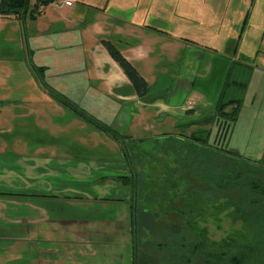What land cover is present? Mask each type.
Wrapping results in <instances>:
<instances>
[{
	"label": "crops",
	"instance_id": "0c3cea01",
	"mask_svg": "<svg viewBox=\"0 0 264 264\" xmlns=\"http://www.w3.org/2000/svg\"><path fill=\"white\" fill-rule=\"evenodd\" d=\"M37 1L34 0V4ZM100 1L55 0L44 7L35 19L0 14V264H84V260L85 264H89L87 258L97 257L98 254L89 256L83 244L90 241L97 243L96 240L100 239L97 227L91 220L73 218L57 206L51 208L50 201L56 197L67 202L98 201L100 197L96 193L92 195L97 192L95 187H116L124 181L122 176L135 175L136 168L128 162V152H123L124 161L122 158L114 160L111 156L112 149L120 152L125 148V140L106 133L98 125L101 123L117 130L121 116L117 117L114 113L110 118L113 125L105 124L101 119L102 110L92 108L88 111L90 115L84 111L88 108L78 105L80 98L89 93L113 97L124 103L132 128H147L148 123L139 122L140 116L133 117L132 109L136 112V105L147 108L153 103L151 99L150 103L145 101L149 91L145 98L138 95L103 40L97 37L102 32L99 24L95 26L97 32L82 21L88 17L89 7L104 12ZM177 1L180 14L189 12L200 16L206 13L203 9H196L199 0ZM114 2L109 15L122 20L124 26L108 33L112 35V40H121L123 35L148 44L149 36L160 37L161 30L167 32V26L163 29L150 20L149 10L143 6L138 8V0ZM110 3L111 0L105 6H110ZM263 6L264 1L250 27L239 24L241 13L232 8L227 15L230 28L223 30L216 26L210 29L211 40L201 43L208 44L211 49L221 47L227 58L251 65L252 78L245 99L259 91L258 103H264ZM81 10L86 13L81 14ZM215 17L219 18L216 22L223 20V16ZM178 32L189 33L185 25ZM222 32L225 42L221 44L218 34ZM72 40L82 49L81 56H69L60 51L74 46ZM121 51L134 65L141 57L149 55L141 46L138 49L129 46ZM141 75L151 89L152 77L146 72ZM57 94L67 98L83 115L62 104ZM252 101L244 104L253 105ZM173 108L179 115L186 111L183 106ZM182 117L185 122V116ZM86 121L89 123L85 124ZM126 136L135 139L143 135ZM104 144H108L106 152L110 156L107 158L101 157L103 153L99 155L97 151ZM82 155L88 158L80 159ZM82 160H90V164ZM83 179H88L89 183L80 182ZM84 187L93 188L86 199L81 196L88 191ZM58 210L59 217L56 218ZM32 227L35 229L32 230ZM72 228L77 229L70 231ZM58 230H65V235L72 232L73 240L80 241L79 248L67 251L49 248V242L56 241L49 233ZM29 240L46 244L44 248L29 250L25 246V243L31 244ZM102 255L105 256V251ZM90 264L95 263L91 261Z\"/></svg>",
	"mask_w": 264,
	"mask_h": 264
},
{
	"label": "rangeland",
	"instance_id": "374dc122",
	"mask_svg": "<svg viewBox=\"0 0 264 264\" xmlns=\"http://www.w3.org/2000/svg\"><path fill=\"white\" fill-rule=\"evenodd\" d=\"M108 1L101 0L99 3L104 12L89 7L87 10L88 17L82 21L87 22L88 27L93 31H97L95 26L99 24L102 32L98 33L97 37L106 41H114L113 43L120 51L129 46L136 49L141 46L148 51V56L141 57L137 60L138 63L133 65L139 72H146L152 77L151 89L148 93L150 95H147L146 98L142 96V98L144 97L148 103L151 99L153 103L147 108L136 105V112L135 109H132L134 112L133 117L140 116L139 122L148 123L147 128L143 126L132 128L128 122V114L124 111V103L113 97L89 93V95L80 98L79 102L76 101L83 109L88 108V110H84L88 114H90L88 111H91L92 108L102 110L101 119L105 124L113 125L110 121L112 114L115 113L117 117L121 116V123L116 131L124 135L123 138L118 139L125 140V148L120 152L112 149L114 155H111L112 159L119 160L122 158V161H124L123 152H128L130 154L128 162L141 172L143 176L140 178L141 181L147 180L145 183L148 186L147 190L160 191L165 189V192L168 193L165 194L164 201H161L162 205L154 202L155 213H158L154 219V224L162 235L158 237L156 236L157 233L152 235L151 232L143 242L145 245H150L154 240L157 242L162 239L176 242L180 235L186 234L188 238L195 237L198 241L208 239L214 242L226 241L224 243H227L231 240L232 244H252L255 239L253 237L258 229L256 226L251 227L245 224L233 209L231 198H236V194L232 190L220 191L215 184L218 178L217 174H229V170L234 166L232 156L217 148L211 149L208 144L213 143L214 140H227L223 143L224 147L239 153L243 159L247 158L252 162V160L263 157L264 103H258L260 100L259 91L251 93L253 96L251 98L245 99L244 96L243 108L231 135L227 138L217 139V124L203 126L197 122L214 112L226 75L232 64L230 57L227 58L222 53L223 49L221 47L211 49L208 44L202 45L201 43H207L211 40L212 32L210 29L216 26L223 30L230 28L227 23V15L231 13L232 8L233 10L238 9L241 13L240 25L252 26L256 12L259 11L264 0H199L196 9L206 11L205 14L203 12L200 16H195L189 12L180 14L179 1L177 0H138V8L143 6L149 10L152 22L163 29L167 26V32L165 30L160 31V37L156 35L149 36L150 42L148 44H144L142 40H135L132 37H124L123 35L121 40H112V35L108 33L120 26L123 27L124 22L122 20L118 21L109 15V10L115 6V2L111 0L110 6L106 7L105 4ZM71 4H73V1H71ZM33 5L34 0H31L30 8ZM85 13L84 10H81V14ZM103 13L105 15L101 16ZM216 15L223 16V20L216 22L219 20L215 17ZM26 17L35 19L31 18L29 14ZM184 25L188 29V34L178 32V29ZM218 36H220L219 42L221 44L225 42L223 32ZM72 42L74 46L60 51L69 56H81L82 49L79 48L75 40H72ZM147 62L149 63L147 64ZM248 67L251 72L245 70V76L238 79L248 81L252 78L251 65ZM235 76L238 77L237 73ZM87 83L90 84V82ZM262 93L263 90L260 91V95ZM230 96L242 97L243 95L239 89H234L230 92ZM252 99L253 105L247 106L244 104L250 103ZM176 105L183 106L186 109L184 114H178L177 110L173 108ZM182 116H185V122ZM86 123L89 122L86 121ZM183 123L187 124L186 127L183 126ZM201 128L210 129L212 136L210 135L208 138L209 143L196 140L197 132ZM129 134L143 136H137L135 139L125 137ZM203 137L206 138V135H203ZM138 139L142 140L139 141ZM191 139L200 144L198 149L193 150V152H191L190 147H187L190 145L187 142L192 141ZM107 147L108 144H104L97 148L99 155L103 153L101 157L107 158L110 156L106 152L108 151ZM113 148H117V146ZM214 150L215 153L219 154H215ZM197 154L198 157L200 156L199 161H196L198 159ZM87 158L88 156L82 155L80 159ZM82 161H86L87 165L90 164V160ZM251 175L253 174L245 175L243 180H247V177L250 178ZM260 176L264 178V171L255 175L256 178H260ZM123 180L116 187L112 185L95 187L97 192L92 195L96 193V196L100 197L98 201L74 200L73 202H67L66 200L62 201L63 198L59 197L50 201L51 208L57 206V209H64L73 218L84 221L91 220L94 223L93 225L97 227L100 239L96 240L97 243L91 241L84 243L83 248L87 247L84 251L89 256L96 252L98 256L89 257L86 262L132 264V252L136 248L135 237L130 232V208L132 205L143 207L147 200L140 197L139 202L136 203L137 195L135 192L132 193L134 187L132 188L131 183H126V179ZM70 181L74 182L75 180L70 179ZM80 182L89 183L88 179H83ZM158 184L160 187H155ZM174 184H177V186H173ZM84 188L88 190L81 194L85 198L93 188ZM247 190H250L248 186ZM184 192L185 195L182 194ZM187 205L192 207L194 214L189 213ZM12 208L15 210V206H12ZM22 210L25 211V207ZM192 216L193 218L190 219ZM55 217H59V210ZM73 229L76 230L77 228L69 230L72 231ZM64 231L58 230L49 233L53 235L52 239L56 240L49 242V248L55 251L79 248L80 241L73 240L72 232L65 235ZM80 237L81 235L79 239ZM58 238L62 240H58ZM261 239L264 240V236H261ZM104 240L106 241L104 242ZM29 242L32 245L34 244L32 246L25 243L29 250H34L35 247L44 248L46 244L43 241L29 240ZM144 248L147 250L150 248L148 250L150 255L162 256L152 247L146 245ZM103 251H105V256L102 255ZM189 251L187 247H184V249L175 247L173 253H167L169 258L162 261L161 264H176L179 256L181 254L189 255ZM237 251V248L233 249V253ZM193 263L205 264L203 255H198Z\"/></svg>",
	"mask_w": 264,
	"mask_h": 264
},
{
	"label": "trees",
	"instance_id": "16d2710c",
	"mask_svg": "<svg viewBox=\"0 0 264 264\" xmlns=\"http://www.w3.org/2000/svg\"><path fill=\"white\" fill-rule=\"evenodd\" d=\"M30 1L31 0H0V14L8 17L18 16L21 18L29 14L31 18H36L41 14L44 7L50 5L55 0H38L32 8L29 6ZM103 43L113 59L128 76L138 95L142 97L147 94L149 91L148 82L137 68L115 45H113L111 41L103 40ZM236 69H238L236 72L238 77L235 76ZM245 70L250 71L249 67L243 65L240 61H232L214 112L203 120L197 122L203 126L217 124V139H224L231 135L238 116L243 108V100L248 89L249 80L247 81L245 79V81H243L238 78L245 76ZM234 89H239L243 96H230V92ZM57 96L62 104L83 115L67 98L60 94H57ZM98 125L100 129L104 130L106 133L113 134L117 139L124 137V135L119 134L111 127L104 126L101 123ZM185 125L187 124H184L183 126ZM197 134V138L195 137L197 141L208 143V138L210 135L212 136L210 129L205 130L204 128H201ZM203 135H206V138H204ZM125 137L130 138V136ZM191 140L192 141L187 142L190 143L187 147H190V149H192L191 152H193V150L198 149V145L200 144L193 141V139ZM226 141L227 140H214L213 143L208 144L211 149L217 148L220 151L225 152L227 155H231V159L234 162V166L229 170V174H217L218 178L216 179L215 184L220 191L232 190L236 194V198H231L233 209L242 218V221L245 224L251 227L256 226L258 229L253 237L255 239L252 244H232L231 240L227 243H224L226 241L214 242L208 239L198 241L195 237H192V240L184 234L180 235L176 242L162 239L157 242L154 240L150 245L146 244L147 246L156 249L157 253L162 254V256L150 255L148 251L150 248L148 250L144 248L146 245L143 240H146V236L151 232L152 235L153 233H157L158 235L156 236L158 237L162 235L158 232V229L154 224V219L158 214L155 213L156 210L154 204L158 203L159 205H162L161 201H164L167 192H165V189L160 191H148V186L145 185L147 180L141 181L140 178L143 176L141 172L136 169L134 176H122L123 179H126V183H131L132 188L134 187L132 193L135 192L137 195L136 203L139 202L140 197H144V199L147 200L143 207L132 205L130 208V232L132 236L135 237L136 248L132 252V264H161L162 261H166V259L169 258L167 253H173L175 247H180L182 249L187 247V249L190 250L189 255L181 254L176 264H194V260L198 258V255L200 254L203 255L205 264H264V240L261 239V236H264V178L261 176L260 178L255 177V175L264 171V155L262 158L252 160L251 162L250 159H243L242 155L239 153L225 148L223 143ZM196 156L198 157V154ZM199 159L200 156L196 161H199ZM248 174L253 175H251L250 178L247 177V180H243L244 176ZM246 185L250 190H247ZM173 186H177V184H174ZM155 187L158 188L160 185L158 184V186ZM182 194L185 195L186 193L184 192ZM159 196L161 197L159 198ZM187 206L189 207V213L194 214L195 212H193L192 207L189 205ZM191 218H193V216L190 217V219ZM234 248L238 249L236 253H233Z\"/></svg>",
	"mask_w": 264,
	"mask_h": 264
},
{
	"label": "built area",
	"instance_id": "2783aa9c",
	"mask_svg": "<svg viewBox=\"0 0 264 264\" xmlns=\"http://www.w3.org/2000/svg\"><path fill=\"white\" fill-rule=\"evenodd\" d=\"M68 3V2H67Z\"/></svg>",
	"mask_w": 264,
	"mask_h": 264
}]
</instances>
